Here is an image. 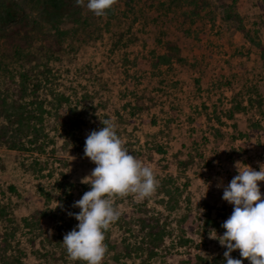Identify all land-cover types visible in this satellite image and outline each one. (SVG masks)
<instances>
[{"label":"rangeland","instance_id":"374dc122","mask_svg":"<svg viewBox=\"0 0 264 264\" xmlns=\"http://www.w3.org/2000/svg\"><path fill=\"white\" fill-rule=\"evenodd\" d=\"M86 3L78 19H41L0 40V97L36 98L44 108L41 148L32 129L0 114L19 145L0 140V264H86L61 241L78 223L67 212H79L73 202L90 188L80 182L95 167L86 136L103 120L159 183L146 198L112 197L120 216L105 230L102 264H187L196 254L223 264L226 248L209 236L222 235L233 206L217 184L236 175L235 161L264 164V0H115L103 16ZM137 206L166 224L152 258L133 249L142 235L129 223Z\"/></svg>","mask_w":264,"mask_h":264},{"label":"clouds","instance_id":"9594fccd","mask_svg":"<svg viewBox=\"0 0 264 264\" xmlns=\"http://www.w3.org/2000/svg\"><path fill=\"white\" fill-rule=\"evenodd\" d=\"M79 5L83 0H76ZM115 0H87L86 7L96 16L105 15ZM102 127L91 130L85 139L84 156L95 164L81 183L90 185L72 207L79 212H67L78 223L63 235L62 244L72 260H82L86 264H102L107 251L105 230L115 222L120 211L112 197L134 194L137 198L149 197L155 192L159 181L153 169L133 156L123 146L115 125L110 120L101 121ZM236 175L224 185L222 199L233 206L228 218L221 224L225 230L218 239L226 248L223 264H264V193L258 182L264 181V164L259 170L241 161L234 162ZM208 189V184H207ZM56 208V207H55ZM239 250L241 258H233L230 253Z\"/></svg>","mask_w":264,"mask_h":264},{"label":"trees","instance_id":"16d2710c","mask_svg":"<svg viewBox=\"0 0 264 264\" xmlns=\"http://www.w3.org/2000/svg\"><path fill=\"white\" fill-rule=\"evenodd\" d=\"M80 12L81 4L78 5L76 0H0V40L11 42L21 37L20 32L23 30L22 28H24L25 24H28L32 28H37L39 27L41 19L58 21L55 20L57 16L60 18L59 21H62L63 17L78 19ZM226 16L229 18L233 16L236 17V15H232L231 10H227ZM238 26L241 27L240 25ZM43 38L45 39L44 42L47 47L51 50H58L60 48V42L58 40L49 41V38L45 36ZM251 42L258 47H262L259 41L251 39ZM17 52L20 53L19 51ZM261 53L264 55V49H262ZM32 57V55L29 56V58ZM24 58L29 60L28 57ZM157 60L162 63H168L170 57L169 55L162 54L158 55ZM22 76L26 77L27 75L22 73ZM35 90L36 89L33 88V94ZM18 94L20 99L27 95L25 86L22 84L21 87L18 88ZM33 103L36 104L35 107L37 110L29 107V104ZM43 112L44 108L42 107V103L36 98L25 103V101H15V99L8 102L6 97H0V114L5 116L11 124L15 122L16 126L32 129L35 133V137H33L34 146L39 148H41V143H38L37 139L42 130V127L39 126H42ZM9 126L10 125L6 124L0 127V140L7 143L9 148H16L19 145L7 137ZM175 204H177V201ZM173 206L174 205H172L171 208H173ZM123 216L127 219L125 213ZM133 222L137 223L139 231L142 234L137 243L138 245L133 247V249L144 252L147 257L152 258L157 254V248L162 247L163 237L166 233V224L160 223L158 217L147 214L146 210L144 208L142 209L140 206H137L135 211H133L132 221L129 223ZM181 240L188 241V239L183 237H181ZM124 250L127 255H130L131 248L129 247V243L125 245ZM187 260V264H195L194 261H199L197 264H204L207 258L200 254H196L188 257ZM17 261V264H23Z\"/></svg>","mask_w":264,"mask_h":264}]
</instances>
